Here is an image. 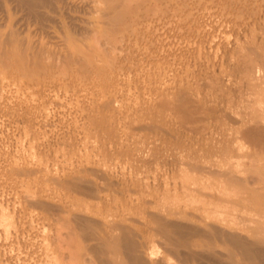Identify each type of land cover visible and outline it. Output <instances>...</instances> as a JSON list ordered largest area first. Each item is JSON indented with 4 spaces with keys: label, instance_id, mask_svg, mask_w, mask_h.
Instances as JSON below:
<instances>
[{
    "label": "bare ground",
    "instance_id": "obj_1",
    "mask_svg": "<svg viewBox=\"0 0 264 264\" xmlns=\"http://www.w3.org/2000/svg\"><path fill=\"white\" fill-rule=\"evenodd\" d=\"M17 1L19 2V4L23 5L22 7L26 8V10H28L29 12H33L36 15V13L39 10L38 8L42 7L44 4L48 3L50 0H17ZM64 1H69V0H64ZM103 1L108 7V11L100 14L99 22L96 24L97 31H99L101 34H103L105 39L111 40L113 42H116L119 39V36H118L119 34L129 33L131 36L134 37V42L132 43L131 46L128 45V43H125V44L120 45V46H122V49H120L119 47H116L114 49L101 50L102 49L101 48V49H96L94 53H89L88 51H85L84 48H82L81 46L76 44V38H75L74 33L68 32L65 37L61 38V40L53 41V43H57V46L58 45H62V46H61V48H58L56 46L57 49H59L58 53H56L57 51L52 52V51L56 50L53 48L51 50L50 54L47 55V58H49L50 61L49 60L45 61V59H46V58H44L45 47L42 44L37 49V48H34L32 45H30V43L27 40H26V42H23L22 40H20V38H18L17 32H14L12 30H8L5 32L1 31L0 32V65L2 66V69L0 70V74H2L4 71L3 67L5 66L4 68H6V66H8L11 63V65L14 66V68L18 71V73L20 75H25V74H27V75L33 74L34 75V73H35L38 76V74H39V72H41V70H43V72L44 71L47 72V70H51V69L55 68V65L57 64L56 63L57 61H55L56 60L55 56H56L58 61H60L61 65H63L65 67V68L64 67L62 68L65 70H62L61 68H60L61 70L58 68L55 69V70L58 69L61 72L60 73L57 71V74H59V73L62 74V75H59L60 77L61 76L63 77L65 75H69V76H73V77H79V76H82L83 73L87 72L91 76V79L92 80L95 79L96 82H98L97 80H99V79H101V81H102L106 78H109V80L107 79L108 82L112 79V80H114L113 83L116 82L117 86H116V84H114V85L117 88H118V86L120 88L124 87V89H126L125 90L126 93L128 91L132 94L131 95L129 93V95H131V96L135 95V97L133 99H131V100L127 99L129 102L126 100L128 105L130 107H132V109H131L132 113L129 112V114L131 113L132 115L135 116V117L134 116H131V117L136 119L137 115L133 114L135 111H137V112H135L136 114L139 111L140 114L145 113L146 115L144 114V116H143L141 114L142 115L141 117H144V119L141 118L144 120V122H142V120L140 119L142 123H140V125H138V126H136L137 123H139L138 120H136L137 123L134 126V123L136 121L132 120L133 118L130 120H126L127 118L124 119L122 117V119H121L117 116L119 118L117 120L116 115L120 112L119 110H121L122 107L119 108L120 106H118L119 112L116 111L115 107H117V106H114V104H113L115 99L113 97H112V99L110 98V95L113 94V92H114L112 90L116 89V88H114V89L110 90L111 93H109L110 94V95H108L109 97L105 96L104 97L105 99H101L98 102V105L96 106V109H98L99 112H102L101 113L102 116L100 117L101 118L100 119L101 124L104 125V128H107L108 124L109 123L112 124V122H114V124L116 122V123L120 124L121 126H127V125L129 126V124H130V126L132 127V125H133V127H134V128H132L133 131H131V134L129 133L130 135H128L130 138L131 137L133 138V136H136L133 133L134 131H135V134L137 133L140 136V133H141L140 130L141 129H144V131H145V129L150 130L152 128H155V129H161L162 128L163 129V128L167 127L168 123L170 124L171 122H173L176 117H179L178 119H183V121L189 126H190V124H194L195 127L196 126L199 127L198 126L199 124H196V123H200V125L202 126L201 123H203V124L206 123L205 121H207L206 119H208V115L210 114L209 115V117H210L211 114H213V110L215 109V107L219 105L218 99H221L220 96L226 90V85H228V84H226L227 83L226 81L229 78L228 77L229 70L235 69L236 72L242 74L241 77H243L246 80L249 78V81L251 80L250 81L251 83L250 82L248 83V84H250L251 89L248 91H250L252 93V97L251 96L249 98L247 97L246 100L244 97L245 101L244 100L242 101L243 107H250L251 108L250 115L248 117L241 116L240 118L236 119V122L233 121L234 123H237L239 125V127H238L237 131H235V132H234V130H232V131L234 133L237 132V136L239 134L241 139L243 138V139L248 140L250 142V143H248L249 148H250V146H252L251 143L260 144V145H262L260 147L264 148V0H152L155 2L156 6L160 5L159 7H161V6L164 7V5L170 4V6H172V9L167 8L165 6L167 9H169V10L171 9L170 12H168L169 10L167 12H160V11L156 12L154 10H157L158 8L155 7V9L153 10L155 5H153L152 7L149 6V8H147L146 6L150 5L149 3L152 2L151 0H103ZM208 2H210V3H208ZM57 3H59V2H57ZM160 3H162L164 5H161ZM140 7H141V10L143 8V12L142 11L140 12ZM137 9L139 10V12L137 11ZM151 10H152V12H150ZM40 12H38L37 18L39 17ZM43 14H42V17H44ZM35 15L33 14V16H35ZM169 18H172V20L175 22L171 25V29L167 28L166 32L167 31L169 32L173 29L175 30V28L176 29L180 28V30L182 31L183 30L182 28H184V29L190 31V34H191V35L189 34L190 38L192 40L191 43L190 44L188 42L184 43V44H187V47H188L186 50L183 49L184 45L182 43L183 46L181 45V47L179 46V48L174 50V52H173L174 55H171L172 52L167 51L168 54L171 53L170 55H168V56H171V57H169L170 59H173L175 57L177 60L181 61V63L183 62V64H184V65H182L183 68H180L179 71H176V67L172 66L173 64L178 66L175 61H174L175 63H172V65H171L170 62H173V61L172 60L170 61L167 58L172 69H173V67H175V69H173L174 70L173 71V70L166 67L167 64L163 65V63H162L163 60L161 61V57H160V60H158L159 58H156L158 55L156 57L154 55H152L153 57L151 58L150 57L151 54H148L150 52H146L145 51L146 49L145 50L141 49V47L147 48V50H149V51H150V49L153 51L155 49V51H154L155 53L157 51H159V49L163 50V48H164V50H165V47L168 45L167 44L168 42L165 45V41H163L165 36H162V34L160 33V32H162L163 29H160L161 27H159V26L164 24L165 19L167 21ZM214 18H215V20H216V18H218V20L215 21V20H213ZM43 19H45V17ZM250 19L253 20V23L255 21H257V22H255V25H253V26L248 25L249 24L248 22L251 21ZM160 20H162V21H160ZM211 21L213 23H214V21H215V23L216 22H219V23L214 25L213 23H211ZM246 21H248L247 25L245 24ZM161 22H163V23H161ZM160 23H161V25H160ZM167 23H169V22H167ZM206 25H212V26H210V27L207 26L208 28H206ZM166 26H168V25H166ZM169 26H170V23H169ZM214 28H216V30ZM186 30H185V32H186ZM204 30L206 31V33L204 32ZM193 31H194V33H193ZM187 32H186V34H187ZM198 32H201V33H198ZM181 33H183V32H181ZM165 34L166 33H164V35ZM183 37H182V39H183ZM137 41H139V43H137ZM179 43H181V42H179ZM176 44H177V42H176ZM141 45H143V46H141ZM169 45H170V43H169ZM240 45L242 47L244 45L245 50H244V54H242V55L240 54V56L237 57L236 52H239L237 50V49H239L237 46H240ZM235 48H237L236 52H235ZM123 49L125 50L126 53H128L129 59H131V63L129 64V62H128V64H127V66L129 68L133 67L132 62H136V63L141 62L142 63L144 61V63H145V60H146V62H147V59L151 60V63L147 62L148 65H144L145 67L147 66V69L145 68L146 73L145 72L144 73H138L137 76L135 75L136 78L131 76L134 79L132 80V78H131V80H129V77L131 74L128 75L125 73V71L129 70V68L126 67V63L128 61L127 55H125L127 59H125V57H124L126 63L122 60V56H121V60L123 61V66H122V64H120L121 63L120 60L118 63V58L120 57L118 55V53L121 51H124ZM140 49L142 50L143 53L139 52ZM168 49H169V47H168ZM172 49H170L169 51H171ZM240 49H241V47H240ZM153 51H151V52L153 53ZM167 52L164 51L163 53H167ZM178 52H179V54L176 55ZM234 52L236 53V55ZM53 53H55V54H53ZM53 55H54V58H53ZM94 56H97V58H99V59L98 60L96 59L97 60L96 61L95 60L96 57H94ZM154 57L157 60H155ZM162 59H165V58L162 57ZM150 60H148V61H150ZM167 60L165 59V61H167ZM99 61H101V63H99ZM160 61H161L162 65L165 66L166 68H164L163 66H160L161 65V64H159ZM197 62H199V65L197 64ZM131 64H132V66H131ZM179 64H180V62H179ZM196 64H197V66H196ZM202 64H204V66ZM11 65H10V67H12ZM119 65H121V66H119ZM200 65H202V66H200ZM58 66H60V65H58ZM124 66L126 67L125 69L122 68ZM134 66H136V64ZM138 67L140 68V67H142V65L141 66L138 65ZM168 67H170L169 64H168ZM178 67H177V69H178ZM201 67H203L202 70H201ZM139 68H138V71L140 72ZM131 69H133V68H131ZM142 70H143V67H142ZM235 70H234V72H235ZM51 71L54 73V69ZM131 71H129V72H131ZM230 72H233V71H230ZM236 72H235V74H237ZM50 75H52V74H50ZM55 77H57V75H55ZM48 78L46 80H50L51 77H48ZM57 78H55L54 81H56ZM231 79H233V78H231ZM98 83H100V80ZM109 83L112 84V88H113V86H114L113 83L112 82H109ZM100 84L98 87L102 86ZM108 86H110V85H108V83H107L106 89ZM147 88H148V90H146ZM204 88L206 91L204 90ZM149 89H150V93L147 94V97L151 96L150 97L151 101L149 99H148L149 101H147V98H146L144 100L145 101L144 102L142 97L146 93H144L142 95L141 92L142 91L143 92L149 91ZM116 90H115L114 94L116 92H119ZM123 93L121 92L120 96H123ZM104 94H105V92H104ZM117 94L119 96V93H117ZM124 95H126V94H124ZM247 95H249V93ZM145 97L146 96H144V98ZM225 97L227 98L226 95H224V98ZM119 98L120 97H118V100L121 101L122 99L120 100ZM126 98H124V99H126ZM221 101H223V100H220V102ZM228 101H229V98H228ZM115 102H117V100H115ZM122 102H123L122 103L123 105L125 104L124 109H127L128 106L126 105L127 103H124L125 100ZM118 103L120 104V102H118ZM225 103H228V102L225 100ZM221 104H222V102H221ZM77 105H79V104H77ZM82 105L83 104L81 103V107L78 106L79 108L78 107L75 108L73 110V112L76 113L75 111H77V112L79 111L77 114V115H79V119H80V117L82 119V117H85V116L87 118L90 117V116H87V114H86L87 112L85 113V108H83L84 106H82ZM112 105L114 108L112 107ZM125 106L127 108H125ZM81 108H83L82 109L83 111L80 110ZM224 108H226V107H224ZM220 109L218 108V111ZM114 110L116 111L117 114L115 113ZM128 110L130 111L129 108H128ZM121 111L123 112V109ZM143 111H145V112H143ZM228 112L229 111H227V113ZM119 114H121V113H119ZM74 115H76V114H74ZM86 117L83 118L84 119L83 121H85V119H87ZM124 117H127V116H124ZM211 117H210V119H212ZM218 117H219V115H218ZM220 118H221V116H220ZM96 119H99V118H96ZM213 119H214V117H213ZM100 120H98V121H100ZM78 121H80V120H78ZM94 121L96 122V120L94 118H91L90 122H88V121L87 122L91 123ZM209 121L210 122H208V123H212L211 120H209ZM221 121H222V118H221ZM95 122H94V124L97 123L98 125H100L99 124L100 122H96V123ZM219 123H221V122H219ZM221 124H219V125H221ZM214 125H216V124H214ZM233 125H232V127H233ZM189 126H187V127L189 128ZM192 127H193V129H197V130L199 129L197 127L195 128L193 125H192ZM192 127H191L190 131L193 130ZM207 127L209 128L208 125H207ZM207 127H205V128L208 130ZM212 127H213V124H212ZM222 127L220 126L217 128H222ZM117 129H119V128H117ZM233 129H235V128H233ZM197 130H196V132H197ZM201 130H199V132ZM203 130H205V129H203ZM211 130H213V128ZM211 130H208V131H211ZM213 132L214 131H212V133ZM204 133H207V132L205 131V132H203V134ZM195 134H198V133H195ZM201 134H202V132H201ZM203 134L201 136H203ZM233 134L231 136H233ZM193 136H194V134H193ZM205 136H206V134H205ZM205 136H203V138ZM211 136L213 138V134ZM221 136H223V133L221 134ZM231 136L230 135L226 136V134H225V138L228 137V139H229V137H231ZM194 137H196V136H194ZM234 137H235V135H234ZM240 137H238V138H240ZM9 138H7V139L9 140ZM214 138H213V140H214ZM21 141H23V140H21ZM21 141H20V143H21ZM18 142H19V140H18ZM185 142H187V141H185ZM216 143H218V142H216ZM25 145H26V143H25ZM26 146H28V145H26ZM209 146H210V144H209ZM232 146H234V145H232ZM232 146L228 147L227 144L225 146L222 145L219 147L214 146L212 148V150H209L207 152V154L205 153L206 154L205 156L202 155L203 157H200L201 159L200 158L196 159V157H195L196 160L194 161L193 160L194 156H193V159L191 162V160H188V158H190V157L187 154V160L188 161H184L185 158H184V160L182 158V160H178V163L180 162L179 164L175 162L176 164H178V166H175V167H176V170L179 172V174L177 172L178 175L176 176L175 173H174V175L176 176L175 178H177L180 175L179 176L180 182L174 183L171 186L164 184V186L156 187V189H153V190L156 192L161 191V193H162L161 198H163L165 200L166 199L170 200L171 202H175V203L180 202L181 197L183 195H186L189 190H192V191L194 190L193 192L196 193L195 194L196 200H193L194 203H192L193 204L192 208L195 210L193 212L196 213V211H197L198 214L195 215L193 212H192L193 214L191 212H188L189 213L188 214V213H183L181 211H175V212H171L169 214H161V213H159L160 211L159 212H157V210L155 211L156 207L154 205L155 204V202H154V204H153V207H155V208H153L154 211L150 210V212L147 215L149 217V223L152 222L154 228L148 227L152 223L145 226L147 223L143 222V223H145V225L142 223L144 228L148 227V228H145L146 229L145 235L144 234L141 235L139 233H136V229L133 228V226H136L134 223L122 224V226H119V225L117 226V225L111 224L109 222V220L106 219L107 213L103 216L101 215L102 216L101 220L100 219L94 220L93 218L91 219L87 216H84V213L82 215L81 212H79V213L76 211L75 212H69L70 210H72V208L74 209V207L70 206V205H74L73 203H70V205L68 206V208L71 207L70 210L66 209L67 205H65L64 207L59 206L61 204H59V203L57 204L54 202L52 203L48 200L49 196L48 197L46 196V194H47L46 190L48 191V189H46L44 191L46 193H43V190H41L42 194L39 193L40 195H38L37 193L34 192V191H36L35 188L33 191L26 189L27 187L25 188L24 182H22L21 184L19 183L18 186L16 185V186L12 187L14 192L16 191V193H18V196L16 197L17 200L28 202L29 205L31 206V208L32 207L33 208H35V207L41 208L42 207V210L44 209V211H47V213H49L50 216L53 218V219L51 218L53 221L48 222V223L55 224L57 227L54 228L55 227L54 226L53 227L54 229L52 227H50L52 229L49 230V232H48L45 229L44 230L42 229V226L44 227V225L41 224L42 226L40 228L43 230L41 233V229H39L36 226L37 223L35 224L33 222V220L30 219L29 217L28 218L30 219V221L28 223L26 221L25 222L23 221L24 223L19 222V221H18L19 224L16 223V221L14 220V217L10 216L11 215V213H10L11 211L9 210L10 208L9 209L7 208L10 212L3 211L4 207H1V206H3L1 199L4 197H2V198L0 197V203H1L0 204V230H1L0 234L5 233L6 236H8V234H14L15 233V235H16L19 231H21V229H23L24 231H27L26 234L31 235V237H32V238H30V236L28 237L27 235H25L27 238H30L31 240L32 239L36 240L39 237V239L41 240L40 244L43 241L42 245H43L44 249L41 247L40 244H39L40 245L39 247H41V249L44 250L43 252H45V254L42 253V250L40 248H38V249H40L41 253L46 256V258L43 256V258H45V259L42 261V263L47 260L48 264H85V260H88L89 263H94V264H172L170 262L171 260L169 259V257H170L169 255H172L174 257V259L177 260V262L179 261V262H184L187 264H264V230L262 228L263 225L262 226L260 225V227H254V228H252L251 226H246V227H249L246 231V234H242L241 232H239L237 230L238 224L242 223V220L244 218L247 219L249 217L248 215H251V212L248 213V215H245V214H247V211H249V209H250V211H252L251 205L252 206L255 205V207H258L260 209L262 208L259 206L260 205L262 206L263 201H264V166L261 164L263 166V169L256 176H253V174L249 173L252 168L249 169V167H248V169L246 168V170L242 171V168H244L246 165L245 162L242 163V164H245L243 166H242V164H239L242 166V168H240L241 167L240 166L238 169L237 166H239V165H237V163H235L233 160H231V158L234 157L233 154H235V155L237 154L236 151H234L235 153H232V150H231L233 148ZM235 146H236L235 150H237V145H235ZM243 146L244 145H242V143H241V145L239 144L238 145L239 150ZM3 147H5V146H3ZM8 147H9V145H8ZM16 147H17V145H16ZM20 149H21V147H20ZM5 150H7V149H5ZM185 150H186V148H185ZM239 150H237V151H239ZM241 150H240V155L242 152ZM10 151H12V150H10ZM15 151L12 153L14 154ZM16 152H18V151H16ZM12 153H10V154H12ZM18 153H16V154H18ZM247 153H249V151H247ZM247 153L245 152V154L248 156ZM24 154L25 153H23V155ZM28 154H29V152H28ZM31 154H30V156L32 157ZM213 154H220L222 156V159L220 158L219 161H215L211 157V156H213ZM33 155H34V152H33ZM237 155H239V154H237ZM18 156H20V154H18ZM249 156H250V154H249ZM175 157H177V156H175ZM237 157L235 156V158H237ZM27 158H29V156ZM21 159H23V158H21ZM177 159H179V158H177ZM252 159L254 160V158H252ZM259 159H262V157L260 156ZM0 160H1V157H0ZM17 160H19V159L17 158ZM23 161L28 162V159H27V161L26 160H23ZM18 162H20V161H18ZM246 162H249V160ZM250 163H251V161L249 162V164ZM27 164L28 163H25L26 166H27ZM18 165L16 164V166H18ZM173 165H175V164H173ZM23 166H24V164H23ZM153 166H155V165H153ZM19 167L21 168L20 165H19ZM256 168H257V166H256ZM256 168H254V169H256ZM10 169H12V168H10ZM16 169H18V167ZM16 169H15V172L14 171H11V172L17 173ZM169 170H170V168H169ZM247 170H248L249 174L247 173ZM18 171H19L18 175L20 174V175H26V176H30L33 173H35L34 169L29 168V167L28 168L23 167L20 170L18 169ZM107 171H109V170H107ZM172 171H174V170H172ZM256 171H258V170H256ZM149 172H151V171H149ZM240 172L243 173V176H241ZM113 173H114V171H113ZM118 173H120V172H118ZM170 173H169V175H170ZM253 173H255V172H253ZM52 176L49 175L48 178L50 177L51 178L50 180H52V179L55 180V177H57V179H56L58 182L57 184H61L63 186L70 188V191H71V188H73V189H75V191L76 190L81 191V192L88 191L92 195L99 196L98 193L100 191V189H99L100 187L98 186L99 184L97 181H90V180L86 179L85 176H84L85 177V180H84L78 174H77V176H79V177H77L76 175L75 176L73 175V176H71L73 178H70V177L69 178L68 177L62 178L60 175L59 176L61 178H58V175L57 176L52 175ZM81 176H83V175H81ZM119 176H121V174ZM102 177L104 179L103 175H102ZM1 178H3V177H1ZM25 178H27V177H25ZM118 178L119 177H117L116 180H111V179L109 180L108 178H107L108 179L107 181L105 179L104 180L108 184L111 183V185H112V183H116V184H113V186L119 184L120 186H122L123 188L126 189L125 191H127L129 189H133L137 186V179L126 178L127 180L126 179L118 180ZM171 178H172V174L170 175L169 179H171ZM46 179L47 178L43 179L44 183H46L45 182ZM43 180H42V182H41V178H40V180H36L37 182H39V181L41 182L40 183V186L42 185L41 188H44L47 185V184L43 185ZM167 180H168V178H167ZM0 181H3V180L0 179ZM52 183H53V181H52ZM52 183L50 181L51 186H52ZM164 183H165V180H164ZM108 184H106V186ZM36 185H37V183H36ZM50 185H49V187H50ZM235 185H237L236 187L241 185L244 190L240 189V188L236 189V187H235L234 191L237 190L239 192L241 190V193H242V190H243V192L244 193L246 192V193L243 195L239 192L240 195H243V196H240V197L236 196L237 198L234 197L235 199H233L231 197L232 195L230 194L231 192H233V190L230 192V190H231L230 188H232L231 186H235ZM40 186H38V187H40ZM55 186L56 185H54L53 187H55ZM63 186L61 187V189H63V188L66 189V187H63ZM57 187L60 188L58 185H57ZM107 187H109V186H107ZM3 188H5V186L2 187V189ZM110 188H111V186H110ZM37 189H39V188H37ZM3 190H5V189H3ZM6 190H7V188H6ZM9 190H10V188H9ZM114 190H115V188H114ZM116 191L121 192V190H117V189H116ZM131 191H129V192H131ZM134 191H135V189H134ZM2 192H5V191H2ZM7 192H8V190H7ZM7 192H6V194L10 193V192H8V193ZM11 192H12V190H11ZM129 192H127L128 195H129ZM185 192H187V193L184 194ZM238 192H236V193H238ZM124 193L126 195V192H124ZM239 193L237 194L238 196H239ZM48 194L51 195L50 193H48ZM2 195H3V193H2ZM133 195L134 194H132L131 197H133ZM68 197H70V196H68ZM134 197H135V195H134ZM5 198H7V195ZM100 198H102V197H100ZM7 200L9 201V199H7ZM17 200H15V201H17ZM131 200H133V199H131ZM11 201H12V199H11ZM117 201H119V200H117ZM128 201L129 200L127 199V202ZM149 201L147 203L148 205L150 202H153V201H150V202ZM4 202L6 203L5 200H4ZM61 202H62V200H61ZM66 202H68V201H66ZM66 202H63V203H66ZM28 203H27V205H25V208L28 206ZM7 204H8V202L6 203V205ZM54 204L56 205V207H55V209H52L53 208L52 206H54ZM76 205H77V203H76ZM14 206L16 207L17 205L14 204L13 207ZM15 207H14V209H15ZM78 207L79 206H77V208ZM247 207H250V208L248 209ZM31 208H28V209H31ZM75 208H76V206H75ZM84 208H85V206H84ZM246 208H247V211L244 213V216H247V217H243V215H241V213H240V215L243 218L239 223H238L239 219H238V221L235 219L232 220L233 222L235 220V222L238 223V224H236L234 222L236 226L234 224H230V223L226 222V219L224 220L225 222H223V220H222V223L224 224V226L222 223H221L222 225L220 226V225H216L214 223L213 224L212 223H206V221H205V219L207 217H209V216L212 217L213 214L214 215L215 214L221 215V212H220L221 210H223L222 211V214H223L224 212H227V213H229V212L231 213L234 211L236 212V210H238V211L243 210L244 211ZM252 208L254 209V211L256 210L254 207H252ZM17 209H18V207H16V210ZM79 209H80V207H79ZM157 209L160 210V208H157ZM12 210H13V208H12ZM217 210H219V211H217ZM262 210H263V208H262ZM54 211H56V213H54ZM238 211L236 212L237 216H235V217H239ZM256 211H259V214H257L258 216L256 214H253L254 216L253 215L250 216V217H253V221L256 218L255 215L257 217H259L260 214H261V216L264 215L261 213L263 211L258 210V209ZM256 211L255 212L252 211V212L256 213ZM13 212H15V211L13 210ZM44 213H46V212H44ZM61 213H63V214L65 213L66 216L61 214ZM52 214L55 216L57 215V216L53 217ZM138 214H141V212ZM232 214L234 215V213H232ZM39 215H36V216L39 217ZM241 216H240V219H241ZM191 217L192 218L195 217L197 219V221L194 218L193 221H196V222H193ZM26 218H24V219H26ZM28 218L26 220H28ZM34 218H36V217H33V219ZM261 218H264V217H261ZM20 219L22 220L23 218L21 217ZM245 219L243 222L246 221ZM249 219L251 220L252 218H249ZM35 220H37V218ZM40 220H41V218H40ZM189 220H191L192 222H190ZM255 220L257 221V219H255ZM37 221H39V220H37ZM187 221H189V222H187ZM32 222L35 224V226L37 227L38 230L37 229H36V231L34 230ZM230 222H231V220H230ZM100 223H103V225H102V227L98 228ZM62 224H65L67 226V227L64 226V227H66L65 228L66 230H64V228H63L64 231H62V229H61ZM260 224H263V223L261 222ZM140 225H141V223H140ZM140 225H138V226H140ZM232 225H234V226H232ZM39 226H40V224H39ZM243 227H245V226H243ZM150 229L155 230L158 234H160V236L163 238L162 240L164 241L165 248L168 250V252H167L168 255H165L164 257H162L161 259L159 258L156 261L152 260L150 258L151 257V256H149L150 252L148 251L149 250L148 245H150L149 241H150V239H152L151 237L149 239V236H148ZM147 230H149V231H147ZM115 231H116V233H115ZM19 233H18V235H20ZM157 233L155 236H157ZM154 234L155 233H153V235L152 234L151 235L154 236ZM21 236L22 235H20V237ZM3 237H5L4 234H3ZM22 237H24V236H22ZM13 238H15V237H13V235H12V239ZM199 238L200 239L202 238L201 239L202 241H198L197 239H199ZM2 239H4V238H2ZM8 239L11 241V238H8ZM8 239H7V241H8ZM5 240H6V238H5ZM19 240L17 239L18 242H19ZM22 240H24V239L22 238ZM27 240H28L29 244L32 243L31 246L33 247L34 242L33 241L31 242V240L29 242V239H26L25 241H27ZM25 241H23L22 245L27 243V242L24 243ZM85 241L90 242L89 245H86L88 243L85 244ZM3 242L4 241H2V243H0V244H3ZM15 242H16V240H15ZM20 242H21V240H20ZM36 242L39 243L37 240H36ZM5 243H6V241H5ZM218 243L220 245H222L221 248H224V251L227 255V258L226 257L224 258L223 253L219 252L217 250V248H218L217 246H220V245H218ZM85 245L87 248V256L88 257L90 256L89 259H87L88 257L85 258V251L83 252V249L85 250ZM14 246H16L15 248H17V245H14ZM2 248H3V246L0 247V249H2ZM19 249H18V251H19ZM26 249H28V248H26ZM6 251L7 250H5V252ZM10 252H12V251L10 250ZM27 252L33 253L34 250H33V252H32V250H29V251L26 250V254H27ZM110 252H112V253H110ZM19 253H21V252L19 251ZM35 253H36V251H35ZM41 253H39V254H41ZM14 254H15V252H14ZM18 254L15 255L17 257V259L19 257V256H17ZM0 255H1L0 257H2V255H3L2 252L0 253ZM12 255L13 254L11 253V255L8 256L10 260H11ZM31 255L29 254V256H31ZM5 256H7V255H5ZM41 256L39 255V258ZM16 257H15V259H16ZM173 257H171V258H173ZM32 258H35V257H32ZM32 258L30 260H34ZM43 258L41 257L40 260ZM5 259L6 258L2 259L3 264H10L11 263L9 260H7V259L5 260ZM40 260H39V262H40ZM4 261H5V263H4ZM11 261L14 262L13 260H11ZM27 261H28V259H27ZM34 262H35V260H34ZM37 263H38V260H37ZM42 263H40V264H42ZM13 264H15V263H13ZM32 264H34V263H32Z\"/></svg>",
    "mask_w": 264,
    "mask_h": 264
},
{
    "label": "rangeland",
    "instance_id": "obj_2",
    "mask_svg": "<svg viewBox=\"0 0 264 264\" xmlns=\"http://www.w3.org/2000/svg\"><path fill=\"white\" fill-rule=\"evenodd\" d=\"M16 1L17 0H3V1L0 0V32L1 31L5 32L8 30H12L14 32H17L18 38H20V40H22L23 42H26V40H27L30 43V45H32L34 48H37V49L42 44L45 47V50H44V58H46L45 61H48V60L50 61V59L47 58V55L50 54V52L53 48L56 50L52 51V52L57 51L56 53H58L59 49H57V47L61 48V46H62V45L57 46V43H53V41L61 40V38L65 37L68 32L74 33L75 38H76V44L81 46L82 48H84L85 51H88L89 53H94L96 49H101V48H102L101 50L114 49L116 47H119L120 49H122V46H120V45L128 43V45L131 46L132 43L134 42V37L131 36L129 33L119 34L118 35L119 39L116 42H113L111 40L105 39L104 35L101 34L99 31H97L96 24L99 22L100 14L108 11V7L104 3L103 0H69V1L50 0L48 3H46L47 5L44 4L46 7L43 5L42 7L38 8L39 9L38 12L41 11L39 13L38 18H37L38 12L36 13V15L33 12H29L28 10H26V8L22 7L23 5L19 4V2L18 1L16 2ZM57 2H59V3H57ZM208 3H210V2H208ZM149 4L150 5L146 6L147 8H149V6L152 7L153 5H155V2L152 1ZM160 4L164 5L162 3H160ZM157 6L155 5L153 8V10L155 9V7L158 8L157 10H154L156 12H159V11L160 12H167L169 10L167 8L172 9V6H170V4H168V5L166 4V5H164V7L163 6L159 7L160 5L158 7ZM170 10L168 12H170ZM137 11L139 12L138 9H137ZM141 11L143 12V8L141 10V7H140V12ZM150 12H152V10ZM32 13L35 16H33ZM42 14L45 17V19H43L44 17H42ZM213 20H215V18ZM216 20H218V18H216ZM160 21H162V20H160ZM212 21H211V23H213ZM215 21L213 23L214 25L219 23V22L215 23ZM251 21L250 22L246 21L245 24L247 25L249 23L248 25L253 26V25H255V22H257V21H255L253 23V20H251ZM167 22L170 23V26H169V23H167ZM174 22L175 21H173L172 18H169L167 21L165 19L164 24L161 25V23H163V22H161L160 23L161 26H159V27H161L160 29H163L162 32H160V33L162 34V36H165V38H164L165 40L163 39V41H165V45L168 42L167 43L168 45L165 47V50H164V48H163V50L159 49V51H157L155 53L154 52L155 49H154V51L151 49L149 51V50H147V48H142V47H141V49L142 50L146 49L145 50L146 52H150L148 54H151L150 55L151 58L153 57L152 55H154L155 57L158 55L156 57V58H159L158 60H160V57H161V61L162 60L164 61V62L162 61L163 65L167 64L166 65L167 68L173 70L176 67V71H179L180 68H183V66H182V65H184L183 62L181 63V61L177 60L175 57L173 59H170L169 57H171V56H168V55H170L171 53L168 54V52H172L171 55H174L173 54L174 50L179 48V46L181 47L182 43L185 46L184 47L182 45L183 49L186 50L188 47H187V44H184V43L188 42L190 44L192 40L190 38V35H191L190 31H188L184 28H182L184 31L183 30L181 31L180 28L179 29L175 28L176 31L173 29L174 31L171 30L169 32L168 31L166 32L167 28L171 29V25ZM166 25H168V26H166ZM207 26L210 27L212 25H206V28H208ZM214 29L216 30V28H214ZM185 30H186V32L188 31L189 33L187 32V34H186ZM163 32L166 33L167 35L166 34L164 35ZM181 32H183V33H181ZM204 32L206 33L205 30H204ZM193 33H194V31H193ZM198 33H201V32H198ZM181 36L182 37L184 36L183 39ZM176 42H177V44H176ZM179 42H181V43H179ZM137 43H139V41H137ZM169 43H170V45H169ZM141 46H143V45H141ZM168 47H169V49H168ZM237 47L239 49L235 48V52L237 50L239 51V52H236L237 57H238V56H240V54L241 55L244 54V50H245L244 47L245 46L243 45V47H242L240 45ZM240 47H241V49H240ZM141 49L139 50V52H142ZM170 49H172V50L169 51ZM151 51H153V53ZM164 51H166V52L168 51V52L163 53ZM179 52L176 55H178ZM236 53H235V55H236ZM53 54H55V53H53ZM118 55L120 56L118 58V63L120 60L121 61L120 64H122V66H123V61L126 63L125 59H127V58L125 55H127L128 61L126 63V67H128L127 66L128 62H129V64L131 63V59H129L128 53H126L124 50V51L119 52ZM121 56H122L123 61L121 60ZM94 57H96L95 60L99 59V58H97V56H94ZM124 57H125V59H124ZM155 57H154V59L157 60ZM162 57H164L166 60H167V58L170 61L172 60L173 62H170L171 65H172V63L176 62L179 67L173 64L172 66H175V67H173V69H172L169 61L168 60H167L168 62L165 61V59H162ZM53 58H54V55H53ZM55 59L54 60L57 61L56 62L57 64L55 65V68H53L54 73L51 71L53 69H51V70H47V72L44 71L45 73L43 72V70H41V72H39L38 76L35 73H34V75L33 74L32 75L31 74L30 75H27V74L20 75L18 73V71L14 68V66H12L10 63L8 66H6V68H4L5 66L3 67L4 71L2 70L3 73L0 74V152H1L0 153L1 154L0 155V157H1V160H0V167H1L0 168V176L3 177V178L0 177V179L3 180V181H0V183H1L0 184V187H1L0 188L1 189L0 190V197L1 198L4 197L1 199V202L3 205L1 207H4L3 211H7V212L11 211L10 216L14 217V220L16 221V223L19 224V222H23V221L24 222L26 221L28 223L30 221V219H32L35 224L37 223L36 226L39 229H41L40 227L42 225H44V227L46 226L45 228L42 226V229L43 230L45 229L48 232L54 226H55L54 228L57 227L55 224L48 223V222H52L53 218L50 216L49 213H47V211H44V209L42 210V207L41 208L40 207L39 208L38 207H35V208L32 207L31 208V206L29 205L28 202L17 200L16 197L18 196V193H16V191L14 192L12 187H14L16 185L18 186L19 183L21 184L22 182H24L25 188L27 187L26 189L33 191L35 188L36 191H34V192L37 193L38 195L42 194L41 190H43V193L47 192L46 196L47 197L49 196L48 200L50 202H52V203L54 202L57 204L59 203V204H61L59 206H63V207L65 205H67L66 209H69V210L71 209V207H74V209L72 208V210H70L69 212H75V211L78 213L81 212L82 215L84 213V216H87L91 219L93 218L94 220H96V219L101 220L102 219L101 217L107 213L106 219L109 220V222L111 224L117 225V226L118 225L122 226V224L134 223L136 226H133V228L136 229V233H139L141 235H143V234L145 235V233H146L145 228H148V227L154 228L153 223L152 222H150L152 224L149 223V217L147 215L150 212V210L154 211L153 208H155V207H156L155 211L156 210H157V212L160 211L159 213H161V214H169V213L175 212V211H181L183 213H188V212L192 213L193 211H195L192 208V205H193L192 203H194L193 200H196V197H195L196 193L193 192L194 190L193 191L189 190L188 193L185 192L184 194L187 193L186 195L182 194L183 196L182 195H181L182 197L180 196L182 202L179 200L180 202H176V203L171 202L170 200H167V199L165 200V199L161 198L162 197L161 191L156 192L153 190V189H156V187L164 186V184L171 186L174 183L180 182V177H179L180 175L177 178H175L179 174V172L176 170V167H175V166H178V164L180 163V162L178 163V160H182V158L184 160V158H185L184 161L191 160V162H192L193 156H194L193 160L195 161L196 159H199L200 157L205 156L207 154V152L209 150H212V148L214 146L219 147L222 145L225 146L227 144L228 147L234 145V146H232L233 148L231 149L232 153H235L234 151H236L237 154H239V155L233 154L234 157L231 158V160H233L235 163H237V165L242 164L244 162L246 163V165L242 164V166L245 165V167H244L245 169L242 168L241 165L237 166L238 169L240 166H241L240 168H242V171L246 170V168L248 169V167H249V169L252 168L249 173L253 174V176H256L257 174H259V172L263 169V166H264V163H263L264 162V160H263L264 159V148L260 147L262 145L251 143L252 146H250V148H249L248 143H250V142L246 139H243V138L241 139L239 134L237 136V132L234 133L235 131H237L239 125L237 123H234L233 121L236 122V119L240 118L241 116L248 117L251 113V108L250 107H243L242 101L244 100V97H245V100L247 97L248 98L250 96L252 97V93L250 91H248L251 89L250 84H248L251 80L249 81V78L246 80L243 77H241L242 74L236 72L235 69H233V70L230 69L229 70L230 74L227 72L228 77L230 79L231 78H233V79L230 80L228 78V80L226 81L227 82L226 84H228V85H226V90L224 91L223 94H221V96H220L221 99H218L219 100L218 103L220 106L219 105L216 106L215 109L213 110V114H211L212 117L210 116L212 119H210V117H209L210 114L208 115V119H206L207 121H205L206 123H204L205 125L203 123H201L202 124V126H201L200 123H196V124H199L198 125L199 127L196 126L197 128H199L198 130L193 129L192 125L195 127L194 124H190V126H189L183 121V119H178L179 117H176L173 122H171L170 124L169 123L167 124L166 128H163V129L162 128L161 129L152 128L150 130L145 129V131H144V129H141L140 130V132H141L140 136L137 133L135 134V131H134L133 133L136 136H133V138H134L133 139L132 137L130 138L128 136L131 134V131H133L132 128H134V127L132 124H131L132 125V127H131L130 124H129V126L128 125L127 126H121L120 124H118L116 122H115V124H114V122H112V124L109 123L108 126L106 125L107 128H104V125L101 124V120H100L101 119L100 117L102 116L101 115L102 112H99L98 109H96V106L98 105V102L101 99H105L104 98L105 96L109 97L108 95H110L109 93H111L110 90L116 88L117 90L116 89L115 90L119 91V92H116L114 94L115 90H112L114 92H113V94L110 95V98L112 99V97H113L115 100H117V102H115V100L113 102L114 106H117V107H115L116 111H118L119 108H121V107H122L121 110L123 109V112L121 110H119L120 112L118 111L121 114H119V113L117 114L116 111L114 110L115 113L117 114L116 117L118 116L121 119L123 117L124 119L127 118L126 120H130L133 118L131 116H134V115L131 114L132 113V111H131L132 107H130L128 105L127 101L133 99L135 97V95L131 96L132 94L128 91L126 93V91H125L126 89H124V87L120 88L118 86V88H117L116 82L113 83L114 80L111 79L109 82H112L113 85L116 84V86L114 85L112 88V84L107 81V79L109 80V78L104 79L105 81L104 80L101 81V79H99L100 83H101L100 84V83H98L99 80H97L98 82H96L95 79L92 80L91 76L87 72L83 73V75L79 76V77H73V76H69V75H65L63 77L62 76L60 77L59 75H62V74H60L61 72L58 69H60V68L62 69L64 66L61 65L60 61H58L56 56H55ZM148 60H150V59H147V62L151 63V60L150 61H148ZM161 61L159 64H161L160 66H163ZM147 62H146V60H145V63H144V61L142 63L141 62L140 63L132 62L133 67H131L132 64L130 67L133 69L128 67L129 70L125 71L126 74H128V75L131 74L130 77L128 76L129 80H131L132 77L136 78L138 73H144V72L146 73L147 66L145 67L144 65H148ZM179 62L181 65L179 64ZM99 63H101V61H99ZM135 64H136V66H134ZM137 64L139 66L142 65L143 70H142V67H140L141 68L140 69ZM168 64L170 67H168ZM197 64L199 65V62H197ZM197 64H196V66H197ZM10 65L12 67H10ZM58 65H60V66H58ZM202 65L204 66V64H202ZM202 65H200V66H202ZM119 66H121V65H119ZM126 67L124 66L122 68L125 69ZM163 67L166 68L165 66H163ZM177 67H178V69H177ZM56 68H58V69L55 70ZM138 68H139L140 72L138 71ZM202 68L203 67H201V70H202ZM1 69H2V66L0 67V70ZM62 70H65V69H62ZM234 70L237 74H235ZM57 71L60 73L57 74ZM129 71H131V72H129ZM230 71H233V72H230ZM49 73L52 75H50ZM55 75H57L58 78L55 77ZM48 77H51L50 80H46ZM55 78H57L56 81H54ZM133 79L134 78H132V80ZM107 83L110 86H108L109 88L107 87V89H106ZM99 84L102 85V86H100L101 88L98 87ZM146 90H148V88ZM204 90H205V88H204ZM120 91L122 93L125 91L123 93V96H120V93H121ZM104 92H105V94H104ZM117 93H119V96ZM129 93L131 95H129ZM141 93H142V95L144 93H146L143 95V97L141 96L143 98V101L146 98H147V101H149V100L151 101V99H150L151 96L147 97V94L150 93V89H149V91H146V92L142 91ZM248 93H249V95H247ZM124 94H126V95H124ZM224 95L227 96V98L225 97L226 99L224 98ZM144 96H146V97L144 98ZM118 97H120L119 99L120 100L122 99V100L119 101ZM124 98H126V99H124ZM228 98H229V101H228ZM124 100H125L124 103H127L126 105L130 109V111L128 110V108L126 106H125V108H127V109H124L125 104L124 105L122 104L123 103L122 101H124ZM220 100L224 101V102L221 101L224 106L221 104ZM225 100L228 103H225ZM118 102H120V104ZM81 103L83 104L82 106H84L83 108H85V113L87 112L86 113L87 116H90L88 118L85 116L88 119V120L85 119V121H83L84 120L83 118H85V117H82V119L80 117V119H79V115H77L79 111L78 112L75 111L76 113L73 112V110L75 108H77L78 106L81 107ZM77 104H79V105H77ZM118 106H120V107L118 108ZM112 107H113V105H112ZM224 107H226V108H224ZM83 108H81L80 110H82ZM218 108L219 109L221 108L219 110L220 112L218 111ZM227 111H229V112L227 113ZM129 112H131V113L129 114ZM135 112H137V111H135ZM135 112L133 114L137 115V117L139 119L136 117V119L133 118L132 120H134V121L138 120L139 123H137V121L134 123V126L136 123H137L136 126H138V125H140V123L144 122V120H143L144 117H141V116L142 115L144 116L145 113L144 114L141 113L142 114L141 115L139 113V111H138L139 114L138 113L136 114ZM143 112H145V111H143ZM74 114H76V115H74ZM218 115H219V117H218ZM124 116H127V117H124ZM220 116L222 118V121H221ZM118 117L116 118L117 120L119 119ZM213 117H214V119H213ZM89 118L90 119L94 118L96 120V122H100L99 123L100 125H98L95 121L94 122L96 124H94V122L88 123V122H90ZM96 118H99V119H96ZM141 118H143V119H141ZM140 119L142 120V122ZM78 120H80V121H78ZM98 120H100V121H98ZM209 120H211L212 123H208V122H210ZM219 122H221V123L223 122V123L221 124ZM206 124L209 126V128L207 127ZM212 124H213V127H212ZM214 124H216V125H214ZM219 124H221V125H219ZM232 125H233V127H232ZM187 126H189V128ZM220 126L221 127L223 126L224 128L223 127L217 128ZM191 127L193 129L192 131H190ZM205 127H207L208 130H211L213 128V130L208 131ZM117 128H119V129H117ZM233 128H235V129H233ZM201 129L202 130L205 129V130L202 131ZM196 130H197V132H196ZM199 130H201V131L199 132ZM232 130H234V132ZM205 131L207 133L203 134V132H205ZM212 131H214V132L212 133ZM194 132L198 133V134H195ZM201 132H202L203 136H205V134H206V136H205L206 138L205 137L203 138V136H201L202 135ZM222 133H223L224 137L221 136ZM193 134L196 137H194ZM212 134H213V138L215 137L214 140L211 136ZM225 134H226V136H229V135L231 136L233 134V136L229 137V139H228V137L225 138ZM234 135H235V137H234ZM238 137H240V138H238ZM7 138H9V140ZM18 140H19V142H18ZM21 140H23V141H21ZM20 141H21V143H20ZM185 141H187V142H185ZM216 142H218V143H216ZM25 143L28 146H26ZM241 143L244 146L241 147L242 150L240 149L243 152V153L241 152V155H240V150L238 148V145L239 144L241 145ZM209 144H210V146H209ZM8 145H9V147H8ZM16 145H17V147H16ZM235 145H237V150H239V151L235 150L236 149ZM3 146H5V147H3ZM20 147H21V149H20ZM4 148L7 149L8 151L5 150ZM185 148H186V150H185ZM14 149L16 151H18L19 153L16 152ZM10 150H12V151H10ZM14 151H15V153L13 154L12 152H14ZM247 151H249V153H247ZM28 152H29V154H28ZM33 152H34V155H33ZM245 152L248 154V156L245 154ZM10 153H12V154H10ZM16 153L20 154V156H18V154H16ZM23 153H25V154L23 155ZM30 154L32 155V157L30 156ZM187 154L191 159L188 158V160H187ZM249 154H250V156H249ZM28 156H29V158H27ZM175 156H177V157H175ZM235 156L236 157L238 156V157L235 158ZM260 156L262 157V159H259ZM195 157H196V159H195ZM211 157L215 161H219L220 158L222 159V156L220 154H213V156H211ZM17 158L19 160H17ZM21 158H23V159H21ZM177 158H179V159H177ZM252 158H254V160ZM27 159H28V162L23 161V160L27 161ZM248 160H249V162L251 161L250 164H249V162H246ZM18 161H20V162H18ZM24 162L28 163L27 166L25 165ZM175 162L178 164H176ZM172 163L175 165H173ZM16 164L17 165L19 164L21 166V168H23V167L33 168L35 173H33L30 176L20 175V174L18 175V172H19L18 169L20 170L21 168L19 167V165L16 166ZM23 164H24V166H23ZM153 165H155V166H153ZM14 166L16 168L18 167V169H16ZM171 166L173 168L174 167L175 168L173 169ZM256 166H257V168H256ZM10 168H12V169H10ZM14 168L17 170V173H14L15 172ZM169 168H170V170H169ZM254 168H256V169H254ZM107 170H109V171H107ZM172 170H174V171H172ZM256 170H258V171H256ZM11 171H14V172H11ZM113 171H114V173H113ZM117 171L120 173H118ZM144 171L145 172L147 171L148 173L147 172L145 173ZM149 171H151V172H149ZM177 172H178V174H177ZM253 172H255V173H253ZM1 173L2 174L4 173V174L2 175ZM169 173H170V175L172 174L171 179H169V177H170ZM174 173L176 176L174 175ZM247 173H248V170H247ZM77 174L80 175V177L83 178L84 180L86 177V179H88L90 181H97L99 184L98 186L100 187L99 188L100 191L98 193L99 196L92 195L88 191H86V192H81V191H77V190L75 191V189H73V188H71V191H70V188L63 186L61 184H57L58 183L56 180L57 177L54 176L55 180L54 179L50 180L51 179L50 177L48 178L49 175H51V176L52 175H56V176L58 175V178H61V177L62 178H64V177L73 178L71 176H73V175L77 176ZM118 174L119 175L121 174L122 177L119 176ZM81 175H83V176H81ZM102 175L104 176V179L106 181L108 179L109 180L110 179L116 180L117 177H119L118 180H123L126 178L137 179V186L133 189H129V190L125 191L126 189L123 188L122 186H120L119 184L113 186V184H116V183H112V185H111V183H109V184L106 183L105 180L103 179ZM24 176L27 178H25ZM241 176H243V173H241ZM77 177H79V176H77ZM40 178H41V182L45 178L48 179V180L47 179L45 180L46 183H44V180H43V185L47 184L44 187L45 189L41 188L42 185L40 186V183H41L40 181L39 182L36 181V180H40ZM167 178H168V180H167ZM164 180H165V183H164ZM50 181H51V183L53 181L52 186L50 185ZM35 182L37 183V185ZM105 183L108 184L107 186H109V187H107ZM48 184L50 185V187ZM54 185H56V186L53 187ZM57 185L60 188H58ZM4 186H5V188H3V189H5V190L2 189V187H4ZM38 186H40V187H38ZM62 186L66 187V189L65 188L61 189ZM110 186H111V188H110ZM236 186L237 185L231 186L232 188H230L231 189L230 192L232 190L234 192V193L233 192L230 193L232 195L231 197L233 199L240 197V196H243L246 193V192L245 193L243 192L244 189L241 185L240 186L242 188L240 186H238V187H236ZM8 187L10 188V190ZM235 187H236V189L237 188L243 189L242 193H241V190L239 191L243 195H240V193L237 190L234 191ZM6 188H7L8 192H10L9 194H6V192H7ZM37 188H39V189H37ZM114 188H115V190H114ZM46 189H48V191ZM116 189L121 190V192L116 191ZM134 189H135V191H134ZM11 190L13 193L11 192ZM45 190H46V192H44ZM2 191H5V192H2ZM129 191H131V192H129ZM124 192H126V195ZM127 192H129V195ZM236 192L239 193V196L237 195L238 193H236ZM2 193H3V195H2ZM48 193H50L51 195H49ZM132 194H134L135 197H134V195H133V197H131ZM6 195H7V198H5ZM68 196H70V197H68ZM100 197H102V198H100ZM3 199L6 201V203L8 202L7 205ZM7 199H9V201ZM11 199H12V201H11ZM127 199L129 200L128 202H127ZM131 199H133V200H131ZM15 200H17V201H15ZM61 200H62V202H61ZM117 200H119V201H117ZM149 200L153 201V202H150ZM66 201H68V202H66ZM148 201L150 202L149 205L147 204ZM63 202H66V203H63ZM75 202L77 203V205ZM154 202H155V204H154ZM27 203H28L27 207L31 208V209H28L27 207L25 208V205H27ZM70 203H73L74 205H70ZM14 204L17 205L16 206V207H18L17 210H16L15 206H14L15 207V209H14V207H13ZM153 204L155 205V207H153ZM69 205L71 207L68 208ZM75 206H76V208H75ZM77 206H79L80 209H79V207L77 208ZM84 206H85V208H84ZM52 207H53L52 209H55L56 205L54 204V206H52ZM252 207H254L256 210L258 209V210L263 211V212H261V211L260 212L262 214H264V201H263V205L259 206V207H262L263 210H262V208L260 209L258 207H255V205L254 206L251 205V210L253 212H255L256 210L254 211V209ZM7 208L8 209L10 208L9 209L10 211ZM12 208L15 212H13ZM157 208H160V210H158ZM247 208L249 209L250 207H247ZM247 208L244 211L241 209L243 212L240 210L239 211L236 210V212L238 211V213H239L238 214L239 217H235V216H237L235 211L231 212V213L229 212L230 214L227 212H224L222 214L223 210H221L220 211L221 215L220 214L214 215L212 213L213 216L207 217L205 219V221H206V223H212V224L214 223L216 225L221 226L223 224L222 220H223V222H225L224 220L226 219V222L235 225V223L238 224L242 220L243 217H247V216H244V213L247 211ZM219 210H217V211H219ZM252 211H250V209H249V211H247V214H245V215H248V213H250V212H251V215H248L249 217L247 219L244 218L246 220L245 222H243L244 221V219H243L242 223L238 224L237 230L239 232H241L242 234H246V231L249 228L246 226H251L252 228H254V227H260V225L261 226L263 225L262 228L264 230V220H263L264 218H261V217H264V215L261 216V214H260L259 217H257L258 216L257 214H259V211H256V213H253ZM44 212H46V213H44ZM140 212H141V214H138ZM54 213H56V211H54ZM65 213L64 214L61 213V214L66 216ZM232 213H234V215ZM240 213H241V215H243V217L240 215ZM35 214L36 215L40 214V215L38 217ZM194 214L197 215L198 212L196 211V213H194ZM253 214L257 215V216L255 215L256 218L255 217L254 218L257 219L258 222L255 219L253 221V217H250ZM52 216L56 217L57 215L55 216L52 214ZM240 216H241V219H240ZM21 217L23 218L22 220L20 219ZM26 217L27 218L29 217L30 219L28 218V220H26L27 219ZM33 217H36L37 220H39V221L35 220L36 218L33 219ZM24 218H26V219H24ZM40 218H41V220H40ZM194 218L191 217L192 221ZM249 218H252V219L250 220ZM233 219H235L237 221L239 219L238 223L235 222V220H234V222H235L234 223L232 221ZM195 220L197 221L196 218H195ZM230 220H231V222H230ZM189 221L192 222L191 220H189ZM189 221H187V222H189ZM196 221H193V222H196ZM33 222H32L33 228L36 231L37 227L35 226V224ZM143 222H146L147 224L145 225V223H143ZM261 222L263 224H260ZM140 223H141V225H140ZM142 223L145 226L150 224V226L144 228ZM39 224H40V226H39ZM102 225H103V223H100L98 228L102 227ZM138 225H140V226H138ZM234 225H232V226H234ZM64 226H66V225L62 224V228H61L62 231L66 230L65 228L67 226L66 227H64ZM223 226H224V224H223ZM243 226H245V227H243ZM50 227H52V228H50ZM63 228H64V230H63ZM42 229H41V233L43 231ZM147 231H149V230H147ZM19 232L18 233L24 237H22V236L20 237V235H18V233L16 235H15V233L14 234H8V236H6L5 233L0 234V240H1L0 243H2V241H4L3 244H0V247L3 246V248H4V249L3 248L0 249V253L2 252V254L4 256L7 255L5 257L3 255H2V257H0V264H3V262H2L3 258H6L7 260H9L11 262V263L9 262L10 264H13V263H15V264H17V263L18 264H22V263L23 264H30V263L31 264L32 263L38 264L39 263L40 264V263H42V261L46 258V256L43 255V254H45V252H43L44 250L41 249V247L43 248V245H42L43 241L40 244L41 240L39 239V237L36 239L39 243H37L35 239L31 240L30 239V238H32L31 235L26 234L27 231H24L23 229H21V231H19ZM0 233H1V230H0ZM115 233H116V231H115ZM150 233L152 235H153V233H155V234H154V236H152ZM156 233L157 232L155 230L150 229L149 235H148L149 239H150V237L152 238L149 241L150 245H148L149 246L148 251L150 252L149 256H151L150 258L152 260H155V261L159 258L161 259L165 255H168L167 254L168 250L165 248L164 241L162 240L163 238L158 233H157V236H155ZM3 234L5 237H3ZM12 235L16 239L15 238L12 239ZM25 235H27L28 237L30 236V238H27ZM2 238H4V239H2ZM5 238H6V240H5ZM8 238H11V241ZM22 238L24 240H22ZM7 239H8V241H7ZM14 239L16 240L17 243L15 242ZM17 239L18 240L20 239L22 243L20 242V240H19V242H20L19 243L17 241ZM26 239H29V242H30V240H31V242L32 241L34 242L33 243L34 248L31 246L32 243L29 244L28 240L25 241ZM201 239L199 238L197 240L202 241ZM5 241H6V243H5ZM23 241H25L24 243H26V242L27 243L22 245ZM86 243H88V244H86ZM89 243L90 242L85 241L86 245H89ZM39 244L41 245V247H39L40 246ZM14 245H17V248L18 247L20 248V249L19 248L18 249L21 253H19L18 249L15 248L16 246H14ZM86 245H85V250L83 249V252L85 251V258L88 257ZM218 245H220V244L218 243ZM221 246L222 245L217 246L218 247L217 250L219 252L223 253L224 258L225 257L227 258V255L224 251V248H221ZM26 248H28V249H26ZM38 248H40L42 250L43 254L41 253L40 249H38ZM5 250H7L8 252L6 251L7 252L6 253ZM10 250L12 252H10ZM26 250L27 251L32 250V252L34 250V252H33L34 254L28 253V252L26 254ZM13 251L15 252V254ZM35 251H36V253H35ZM38 252L41 254H39ZM11 253L14 255V256L12 255L14 258L11 256V260H13L14 262H12L8 257L11 255ZM110 253H112V252H110ZM16 254H18L17 256H19L18 259L15 256ZM29 254L30 255L32 254L33 256L32 255L29 256ZM35 255L36 256L38 255V256L36 257ZM39 255L40 256L42 255L41 257L43 258V256H44L45 258L40 260L41 257L39 258ZM169 256H170L169 259L171 260L170 262L172 264H187L184 262H179V261L177 262V260L174 259V257L172 255H169ZM15 257H16V259H15ZM32 257H35V258H32ZM89 257L87 259H89ZM171 257H173V258H171ZM31 258L34 259L35 262H34V260H30ZM27 259H28V261H27ZM37 260H38V263H37ZM39 260H40V262H39ZM44 262H43L44 264H48L47 260ZM4 263H5V261H4ZM85 264H94V263H89L88 260H85Z\"/></svg>",
    "mask_w": 264,
    "mask_h": 264
}]
</instances>
